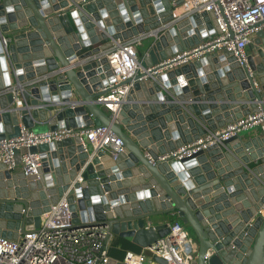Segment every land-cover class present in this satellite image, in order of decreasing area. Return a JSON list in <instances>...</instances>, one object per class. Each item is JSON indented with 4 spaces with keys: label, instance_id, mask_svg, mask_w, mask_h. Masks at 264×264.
I'll return each instance as SVG.
<instances>
[{
    "label": "water",
    "instance_id": "water-1",
    "mask_svg": "<svg viewBox=\"0 0 264 264\" xmlns=\"http://www.w3.org/2000/svg\"><path fill=\"white\" fill-rule=\"evenodd\" d=\"M182 2L0 0V92L50 74L29 88L20 108L11 94L0 97V141L17 137L20 125L33 131L42 126L41 132L102 126L124 148L113 158L84 151L79 138H65L15 150L18 166L26 153L38 154L42 166L38 175L24 176L0 163V237L15 240L18 232L38 228L50 205L65 199L75 228L106 227L109 235L147 248L169 232L166 224L151 225L152 218L175 214L192 233L190 264H264V132L247 140L236 134L179 161L159 160L207 130L264 108V27L247 46L244 65L225 50L207 54L156 81L128 80L133 86L113 118L96 104L114 79L106 61L92 57L112 39L166 26L172 3ZM202 20L208 34L198 29ZM215 33L207 13L181 21L153 39L142 67L187 52ZM93 45L97 50L88 49ZM251 147L261 162L255 170L247 169L242 154Z\"/></svg>",
    "mask_w": 264,
    "mask_h": 264
},
{
    "label": "built area",
    "instance_id": "built-area-1",
    "mask_svg": "<svg viewBox=\"0 0 264 264\" xmlns=\"http://www.w3.org/2000/svg\"><path fill=\"white\" fill-rule=\"evenodd\" d=\"M171 8L172 20L166 26L127 40L112 39L108 49L92 57L91 60L97 62L105 60L114 79L108 86V91L96 100V104L111 118L115 117L133 86V83H127L128 80L138 77V82L156 81V77L164 72L224 50L231 52L237 62L244 65L247 46L264 27V0H183L179 6L172 3ZM202 13L212 17L216 31L214 35L205 38L187 52L176 54L153 67H142L137 52V46L142 39H157L177 23ZM201 22L203 28L200 31L208 34L206 21ZM2 43L5 45L6 41L3 39ZM48 77L50 74L22 84H11L0 92V97L11 94L15 106L20 108L29 88ZM255 128L264 131V108L216 131L207 130L198 141L182 146L159 160L172 158L179 161L189 158L209 146H223L225 141L236 134ZM65 138H79L84 151L93 154L106 151L115 158L124 151L121 140L107 127L91 126L81 130L61 128L56 131L35 132L20 126L17 137L0 141V163L6 171L13 172L18 167L15 150L29 149ZM19 166L24 176L38 175L42 166L41 158L38 154H21ZM77 182L81 183L82 178L78 177ZM39 220L38 228L23 234L18 232L15 240L0 237V264H110V235L107 228H75L72 212L65 199L50 205L49 211L43 213ZM167 228L168 234L145 248V252L126 251L121 263L161 264L156 260L160 259L164 264H190L194 259V245L185 226L173 222L167 224ZM208 257L209 253H206L204 258Z\"/></svg>",
    "mask_w": 264,
    "mask_h": 264
},
{
    "label": "crops",
    "instance_id": "crops-1",
    "mask_svg": "<svg viewBox=\"0 0 264 264\" xmlns=\"http://www.w3.org/2000/svg\"><path fill=\"white\" fill-rule=\"evenodd\" d=\"M201 28H203L202 25L198 27L199 30H201ZM145 40H147L149 42L144 46L143 41H145ZM152 41H153L152 37H147V38L142 39L140 44L137 46L138 57L140 59H143L147 55ZM100 44L102 45V44H104V42H101ZM88 49L97 50V45L88 46ZM246 55H248L247 49H246ZM38 96H39V98H41L42 94L38 93ZM27 99H28V97H27ZM218 116L221 119L222 113H220ZM215 126H218V123ZM36 127L41 128L42 126H36ZM263 132L264 131L261 130L260 128H255L252 130L243 131L240 133V135L243 138V140H247V139L252 138V137L260 138V137H262ZM236 142L237 141H235V143ZM239 145L240 144L238 143V145H236V146H239ZM242 154H245L249 160V163L247 165V169H254L255 170V168L260 165L261 162L258 160L257 150H255L254 147H251L249 150H243ZM12 173H14V174L22 173L21 167L18 166ZM173 222H179L180 223V220L177 218V216L175 214L174 215H167V216H165V215L154 216L152 218V224L151 225H154V226L158 225V224H166L167 225V224H171ZM126 251H131L133 253H140V252H145V248L138 247L135 244H133V243L117 236V235H110V238L108 240L109 258L111 260H115L116 262H121L123 260V257H124V254Z\"/></svg>",
    "mask_w": 264,
    "mask_h": 264
},
{
    "label": "rangeland",
    "instance_id": "rangeland-1",
    "mask_svg": "<svg viewBox=\"0 0 264 264\" xmlns=\"http://www.w3.org/2000/svg\"><path fill=\"white\" fill-rule=\"evenodd\" d=\"M143 42H144L143 44H144V46H145L149 41L145 40V41H143ZM41 130H42V129L39 128V127H35V128H34V131H35V132H41ZM186 230H187L189 236H192V233H191V231L189 230V228H186Z\"/></svg>",
    "mask_w": 264,
    "mask_h": 264
}]
</instances>
